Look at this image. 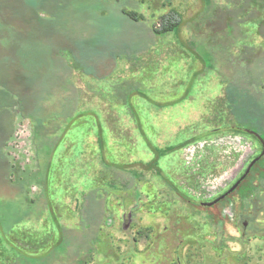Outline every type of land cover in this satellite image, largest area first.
<instances>
[{
	"label": "rangeland",
	"instance_id": "374dc122",
	"mask_svg": "<svg viewBox=\"0 0 264 264\" xmlns=\"http://www.w3.org/2000/svg\"><path fill=\"white\" fill-rule=\"evenodd\" d=\"M5 1L16 13L28 10L22 9L23 0ZM169 1L183 17L178 39L152 34L156 17L147 10L141 11L144 19L137 22L121 15L122 7L138 12L135 3L139 0H46L37 8L38 17L48 22L45 34L62 41L75 65L68 64L69 71L49 101L57 99L61 104L69 98L77 102V108L97 111L113 160H149L152 153L146 137L160 147L175 146L158 159L175 189L141 172L131 187L116 183L95 191L104 201L105 214L101 240L88 264H176V253L180 264H264V210L254 214L253 205H246L242 196L245 188L259 185L263 158L232 192L213 205L202 204L224 193L261 149L254 138L230 129L236 121L224 97L229 67H240L239 60L248 63L253 74L264 72V38L251 35L256 24L254 1L260 0ZM18 16H14L16 21ZM241 21L247 28L246 38ZM225 23L235 25L231 37L225 35ZM75 40L99 44L112 56L92 53L86 65ZM187 42L210 56L211 64L206 62L204 68L182 45ZM125 96L139 109L144 133L132 115L115 108L114 103L124 101ZM11 124L4 156L13 168L29 170L34 177L27 191L34 202L27 208L22 205L28 213L14 225L13 235L30 232L46 238L55 225L46 203L39 199V169L44 160L42 150L37 149L35 122L19 110L3 117L1 132H7ZM93 142L94 123L90 122L86 128L71 130L55 155L58 165L49 178L48 196L66 227L79 225L74 188L80 184L86 163L93 162L86 147ZM0 170V200L20 201L21 191L2 176L1 166ZM93 172L92 165L88 174ZM104 178L110 180L111 175L106 172ZM260 202L264 205V199ZM16 256L0 233V264H13Z\"/></svg>",
	"mask_w": 264,
	"mask_h": 264
},
{
	"label": "trees",
	"instance_id": "16d2710c",
	"mask_svg": "<svg viewBox=\"0 0 264 264\" xmlns=\"http://www.w3.org/2000/svg\"><path fill=\"white\" fill-rule=\"evenodd\" d=\"M45 1L23 0L22 9L28 7L29 11L21 14L15 12L13 5L0 0V166L3 170L2 176L22 193L20 201L17 200L14 204L8 200H0V233L16 251L17 256L13 264H88L97 250L96 244L101 240L105 214L104 201L95 191H105L116 183L124 188L131 187L134 179L139 178L141 172L153 174L154 177L163 180L167 186L175 189L169 176L158 165V159L175 149V146L160 147L146 137L144 141L152 153L149 160H113L109 156L105 130L97 111L89 107L77 108V102L69 98L63 100L61 104L57 99L49 101L55 93V88L61 84L63 76L69 71L68 64L73 68L75 65L74 58L72 59L71 53L62 41L54 40L50 35L45 34L48 22L37 15V8L44 5ZM254 5H257L253 15L256 24L251 30V35L255 34L258 38H264V0L258 3L254 1ZM135 6L138 12L122 7L121 15L137 22L139 19H144L141 11L147 10L151 17H156V22L150 28L152 34L172 36L174 39L181 36L183 17L180 10L169 0H139ZM16 14L19 15L20 20H15ZM112 20L114 21V18ZM32 21L33 24L30 25L29 22ZM241 22L243 26L244 22ZM234 26L225 23L226 36L231 37ZM243 27L245 28L244 38H246L247 28ZM33 32L36 34L34 35ZM75 45L79 49L80 58L86 65H90L88 59L92 53L95 57L112 56L111 52L97 47L99 44L92 46L81 40H75ZM182 45L194 53L204 68L206 62L210 63L211 57L197 52L196 44L187 42ZM246 45L247 42L244 46ZM64 51L67 56L63 55ZM239 61L242 62L240 67L237 64V68L229 67L231 75H228L229 80L224 89L225 101L236 121L230 129L257 140L261 144L258 153L260 154L262 143L256 134L264 143V78L262 76L264 72L253 74L249 71L248 63ZM232 63L231 61V65ZM140 96L148 100L144 94L140 93ZM123 100L115 102V108L123 115H132L137 127L144 133L143 120L138 114L139 109L134 108L129 96H125ZM45 101L47 103H44ZM19 110L22 115L32 118L35 122L37 149L43 152L44 161L39 169L42 182L39 199L46 203L55 225V230L46 238L33 237L30 232L13 235L14 225L23 220L28 213L26 208L34 202L27 195L28 187L34 180L31 171L13 168L2 151L12 133V124L7 132H1L2 119L12 111L14 113ZM46 122L48 123L47 132ZM90 122L94 123V142L86 147L93 156V162L91 159V162L86 163V171L80 176V184L74 188L75 194L74 197L72 196L75 209L79 213V225L72 228L66 227L59 221L52 206V199L48 196L49 178L53 168L58 165L55 162V155L63 145L64 138L74 128H86ZM261 158L264 159V154ZM92 165L95 172L90 176L88 171ZM106 172L111 175L110 180L104 178ZM12 174L14 180L11 179ZM242 196L246 205H253L254 214L264 210L263 202H260L264 199V168L259 185L252 186L250 189L245 188ZM22 205H26V208ZM241 225L243 226V223ZM206 230V227L202 228L203 233ZM180 246L181 244L177 245V247ZM176 255L175 262L180 264L181 257L178 253Z\"/></svg>",
	"mask_w": 264,
	"mask_h": 264
},
{
	"label": "water",
	"instance_id": "95a60500",
	"mask_svg": "<svg viewBox=\"0 0 264 264\" xmlns=\"http://www.w3.org/2000/svg\"><path fill=\"white\" fill-rule=\"evenodd\" d=\"M250 133H254V131H249ZM256 136L258 138H260L259 140L261 141L262 143V150H261V153L256 156L255 158H253L249 164L246 166L244 172L241 174V176L222 194H220L219 196H217L216 198H214L213 200L211 201H207V202H202L203 205H213L215 204L218 200L222 199L225 195H227L228 193L232 192L238 185L239 183L241 182V180L248 174L251 166L264 154V143H263V140L261 139V137L256 134ZM245 224V223H244Z\"/></svg>",
	"mask_w": 264,
	"mask_h": 264
}]
</instances>
